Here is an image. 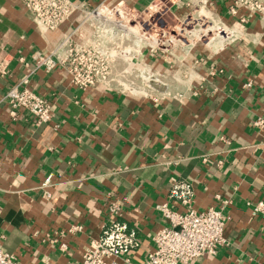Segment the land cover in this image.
Instances as JSON below:
<instances>
[{
	"label": "crops",
	"instance_id": "0c3cea01",
	"mask_svg": "<svg viewBox=\"0 0 264 264\" xmlns=\"http://www.w3.org/2000/svg\"><path fill=\"white\" fill-rule=\"evenodd\" d=\"M74 1L143 10L160 0ZM212 6L231 23L232 39L189 56L199 78L183 101L154 102L102 86L80 89L62 69H36L33 54L52 49L59 33L38 30L20 0H0V60H8L0 74V240L8 253L23 264H82L109 220L108 204L117 202L120 220L141 241L118 264H144L154 233L169 225L155 207L168 201L178 176L193 182L198 210L224 206L230 216L227 244L193 264H264V215L253 212L264 200V126L256 125L264 119V21L231 16L225 0ZM24 78L51 101L49 123L10 116L6 93ZM72 225L82 232L60 234Z\"/></svg>",
	"mask_w": 264,
	"mask_h": 264
},
{
	"label": "built area",
	"instance_id": "2783aa9c",
	"mask_svg": "<svg viewBox=\"0 0 264 264\" xmlns=\"http://www.w3.org/2000/svg\"><path fill=\"white\" fill-rule=\"evenodd\" d=\"M20 1L38 30L60 35L48 52L33 54L31 61L36 69L47 72L62 69L70 83L80 89L102 86L109 91L154 102L168 98L183 101L187 92L194 90V76L199 78L196 62L161 64L153 59L152 43L142 47V43L148 44L143 40L152 38L157 45L158 38L148 36L146 32L140 34L137 23L141 22V14L151 17L153 11L161 9V1L154 10L151 9L153 3L137 10L123 2L112 6L106 3L87 6L74 0ZM196 1L213 4L214 0ZM225 1L231 16L244 21L250 15H257L264 21V0ZM230 34L234 35L233 32ZM132 37H135L137 49L124 45ZM7 68L8 60H0V74L7 75ZM168 77L172 79L168 80ZM28 83L29 79L24 78L9 87L6 99L10 116L13 119L28 118L35 125L49 123L53 119L51 101L35 92ZM251 84L248 82L246 86ZM256 125L264 126V119H258ZM221 139L228 142L224 136ZM202 160L208 162V155ZM179 162L181 159L174 160V164ZM52 180L53 174H49L43 186L51 185ZM45 196L50 199L52 195L47 191ZM194 200L193 182L172 176L168 201L155 207L169 225L154 233V245L144 264H193L205 255H216L227 244L225 228L230 216L223 210L224 206L198 210ZM228 204L229 201L225 205ZM107 208L109 220L103 225L100 237L85 247L82 264H118L122 258L129 261V255L141 246L138 231L120 220L124 212L122 205L111 202ZM253 212L264 215V200L255 204ZM82 230L81 225H72L60 234H77ZM60 249L66 251V243L61 242ZM0 264H23L4 249L1 240Z\"/></svg>",
	"mask_w": 264,
	"mask_h": 264
},
{
	"label": "rangeland",
	"instance_id": "374dc122",
	"mask_svg": "<svg viewBox=\"0 0 264 264\" xmlns=\"http://www.w3.org/2000/svg\"><path fill=\"white\" fill-rule=\"evenodd\" d=\"M160 1L161 9L153 11L151 17L141 14V22L137 23V30L140 34L146 32L148 36L154 35L155 38L156 35L158 38L157 45L152 38L149 41L143 40L148 44L142 43V47L152 43L154 50L152 55L155 56L153 59L159 61L163 59L169 65L189 64V56L193 53L211 54L218 51L216 49L221 44L232 39L233 36L230 34V30L228 31V28H233L230 26L231 23L222 19L212 4L196 0ZM158 3L159 1L154 3L151 9L154 10V6H157ZM210 26H217L218 30H213L209 34V30L206 28ZM192 30H195L194 34L190 33ZM134 38H129L124 42V45L131 46V49H137L134 45ZM212 38L214 39L210 43ZM146 52L151 53L149 50ZM171 79L172 77H168V80ZM169 83L172 82L169 81Z\"/></svg>",
	"mask_w": 264,
	"mask_h": 264
},
{
	"label": "bare ground",
	"instance_id": "6f19581e",
	"mask_svg": "<svg viewBox=\"0 0 264 264\" xmlns=\"http://www.w3.org/2000/svg\"><path fill=\"white\" fill-rule=\"evenodd\" d=\"M208 30V28H206ZM213 30H218L217 28H212L210 31L212 32ZM232 31L230 28H228V31ZM188 31V30H187ZM195 30L190 31V33L194 34ZM187 34V33H186ZM208 36V35H207ZM222 37V36H221ZM223 38V37H222ZM214 38L211 39L210 43L213 41ZM155 41V40H154Z\"/></svg>",
	"mask_w": 264,
	"mask_h": 264
}]
</instances>
